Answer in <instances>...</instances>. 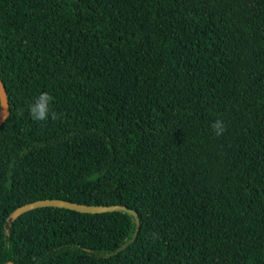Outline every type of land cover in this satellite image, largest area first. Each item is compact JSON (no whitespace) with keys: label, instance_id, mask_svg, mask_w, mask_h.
Here are the masks:
<instances>
[{"label":"trees","instance_id":"trees-1","mask_svg":"<svg viewBox=\"0 0 264 264\" xmlns=\"http://www.w3.org/2000/svg\"><path fill=\"white\" fill-rule=\"evenodd\" d=\"M0 79V264H264V0H0Z\"/></svg>","mask_w":264,"mask_h":264},{"label":"water","instance_id":"water-1","mask_svg":"<svg viewBox=\"0 0 264 264\" xmlns=\"http://www.w3.org/2000/svg\"><path fill=\"white\" fill-rule=\"evenodd\" d=\"M9 114V104L8 99L5 91V87L0 79V125L1 123L6 119V117ZM42 206H54V207H62L67 208L83 213H102L107 211H115V210H123L131 213L135 218V230L134 235H136L138 229H139V218L137 216V213L131 209L127 208L124 205L121 204H87V203H78L74 201H69L66 199L61 198H45V199H38L35 201H31L28 203H25L21 206H18L12 211V218L17 217L19 214L36 208V207H42ZM126 244L121 245L118 249H123ZM4 264H18L13 261L5 262Z\"/></svg>","mask_w":264,"mask_h":264},{"label":"clouds","instance_id":"clouds-1","mask_svg":"<svg viewBox=\"0 0 264 264\" xmlns=\"http://www.w3.org/2000/svg\"><path fill=\"white\" fill-rule=\"evenodd\" d=\"M54 101V97L47 93H40L33 103L28 106L31 119L33 121L46 122L51 118L56 120L59 118L58 114L52 110L51 104ZM212 129L216 136H222L226 130V125L220 119H217L212 124Z\"/></svg>","mask_w":264,"mask_h":264}]
</instances>
